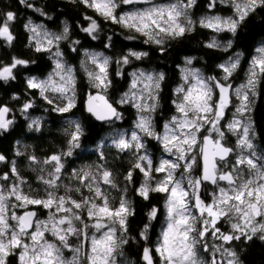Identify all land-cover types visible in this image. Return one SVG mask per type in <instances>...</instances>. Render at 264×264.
I'll use <instances>...</instances> for the list:
<instances>
[{"label": "snow or ice", "instance_id": "obj_1", "mask_svg": "<svg viewBox=\"0 0 264 264\" xmlns=\"http://www.w3.org/2000/svg\"><path fill=\"white\" fill-rule=\"evenodd\" d=\"M19 2L46 15L29 0ZM71 2H78L95 13L83 17L87 25L81 28L93 40L98 38L102 31L101 21H104L132 33L125 39H139L145 45L156 46L161 53L167 52L170 42L184 38L197 27L235 36L249 17L264 11V0H208V9H215L218 4L226 5L231 14H205L194 20L191 10L197 0ZM15 20L16 13L12 11L0 14V43L9 47L16 39L12 31ZM31 31L36 33L37 30L31 28ZM69 32L65 22L60 34L44 33L47 46L38 43L35 51L50 53L54 45L59 49L58 42L67 39ZM106 40L104 47L111 48V36ZM79 43L78 40L73 42L74 45ZM204 46L227 51L233 47V40L221 42L213 36ZM53 55L56 71L47 79L28 77L27 86L38 89L52 111L70 113L77 106L75 76L61 60V51ZM86 56L98 69H84L93 89L86 94V111L97 121L111 124L123 118L118 111L119 105L132 103L138 110L135 128L139 133L133 131L130 138L121 134L114 141L120 151H131L135 157L124 179L131 183L134 173L139 172L143 179L136 191L141 198L148 200L154 193L165 196L164 224L155 245L150 247L145 243L142 248V264H156L157 258L159 264H242L232 242L252 241L254 237L264 241V151H257L250 115L258 88L264 83V42L255 49L247 65L246 78L237 87H233L232 79L242 68L240 53L217 66L223 72L219 79L204 76L200 69L191 67L196 58L185 57L182 69L185 83L175 89L176 99L172 101L179 115L172 116L163 125L162 134L156 131L152 113L159 107L164 74L146 73L141 69L133 71L131 89H136L140 83L143 88L139 93H125L117 101L108 94L113 86L109 71L112 58L104 52H86ZM148 56V51L128 48L115 60L114 74L123 77L125 66ZM30 63L34 61L16 56L7 63L0 60V82L16 80V70L27 68ZM50 92L58 93L61 102L55 103L48 95ZM233 98L238 102L233 104ZM34 107L35 101L26 100L20 112L27 114ZM231 107L235 111L232 118L226 120ZM10 117L12 109L0 104V132L14 124V118ZM68 123L66 148L42 160L35 154L29 156L32 164L50 166L47 175L43 174L45 168L40 167L41 174L37 177L44 186L43 195L30 185L25 191L23 186L27 181L19 175L14 164L10 170L12 176L0 175V181L7 182L0 184V264H10V257L15 258L16 264H134L124 252V246L129 244L128 220L135 215L132 202L126 197L127 185L120 189L113 173L102 165L97 166L95 173L83 168L73 170L72 175L79 182L75 189L62 183L65 160L81 147L84 135L78 120ZM39 125L40 120L33 119L30 127L38 130ZM228 133L236 137L234 145L228 144ZM146 137L158 141L163 152L168 154L167 158L162 156L154 164L147 150ZM3 161L6 157L0 154V162ZM156 174L161 175L157 178ZM61 187L65 189L64 195L58 194ZM85 188L90 195L82 194ZM109 189L120 191L119 198H110ZM73 191L81 193L80 197L74 198L70 194ZM40 209L47 210L46 218H40ZM158 212L153 206L148 213L149 223L139 233L144 242L150 238L151 221L157 218ZM221 222L228 225L227 230L218 226ZM73 237L78 244L70 243ZM209 238L220 243L210 246ZM66 251L71 253L70 258L65 255Z\"/></svg>", "mask_w": 264, "mask_h": 264}, {"label": "trees", "instance_id": "obj_2", "mask_svg": "<svg viewBox=\"0 0 264 264\" xmlns=\"http://www.w3.org/2000/svg\"><path fill=\"white\" fill-rule=\"evenodd\" d=\"M29 2L35 7L43 9L46 15L42 16L33 8L21 4L19 0H0V14L8 11L16 13V20L12 24V31L16 39L11 47L0 43V60L7 63L13 56H16L34 61L27 68L20 67L16 70V80L0 82V104L8 105L12 109L10 118H14V124L7 131L0 132V154L6 157V161L0 162V173L12 176L10 170L14 164L19 175L27 181V184L23 186L25 191H28L30 185L32 189L38 190L40 195H43L44 186L37 177L41 174L40 167L45 168L43 174L47 175L50 166L32 164L29 156L35 154L38 159L42 160L53 152L66 148L68 137L65 129L69 127L70 120H78L84 130L80 141L81 147L75 150L72 157L66 158L62 183L75 189L79 186V182L73 177V170L83 168L85 171L95 173L97 166L102 165L113 173V178L120 189L127 185L126 197L132 202L135 215L129 217L128 220L129 244L124 246V252L129 261L134 264H142L140 260L142 248L145 243L150 247L155 245L164 224L165 196L154 193L150 194L148 200L141 198L137 194L136 188L143 179L142 175L139 172L134 173L131 183L124 179L135 159L133 153L131 151L122 152L113 143H103L104 138L115 129L129 130L136 118V110L131 104L119 105L118 108L123 118L115 120L111 124L97 121L86 111L84 104L86 94L93 89L90 87V80L84 69L87 67L89 71H94V66L86 56V52L100 51L112 58L113 62L109 71L112 73L113 86L108 90V94L111 99L117 101L128 91L133 71L144 69L164 74L159 92V107L154 112L157 128L161 131L163 124L176 113L172 101L176 99L175 89L183 81L182 67L185 64V57H195L196 59L193 60L195 67L207 76L220 78L223 72L217 66L236 53H240L242 68L237 71L232 83L245 80L248 62L255 54V49L264 42V11H258V14L249 17L235 36L227 32L214 33L210 29L197 27L196 31L184 38L170 42L167 52L161 53L156 46L145 45L139 39H125L132 33L121 29L118 25L104 21H101L102 31L98 38L93 40L87 33L81 31V28L87 25V21L83 17L85 15L94 16L95 13L78 2L75 4L71 0H31ZM207 4L208 0H197V5L191 10L194 20H198L205 14H231L230 8L226 5L218 4L215 9L210 10ZM65 22L69 25L70 32L67 39L60 41V47L66 61L75 69L77 106L72 112L61 114L51 110L52 106L40 97L38 89H30L27 86L28 77L45 78L54 68V61L49 52L35 51L36 46L32 42L29 25L42 23L58 35L63 31ZM109 36L112 38L113 46L106 49L104 45ZM213 36L220 38L223 42L232 39L233 47L227 51L206 48L204 45ZM77 40L80 43L74 45L73 42ZM74 47L76 50H73ZM128 48L148 51L149 56L144 60L133 61L131 65L125 66L123 77L115 75V60L123 55ZM14 96L19 99H14ZM26 100L35 101V107L30 109L27 114L22 115L20 109ZM251 115L254 124L255 144L259 151H264V83L258 88V95L255 98ZM33 119L40 120L38 130L35 126L30 127ZM146 144L157 159L161 149L159 144L151 137L146 138ZM18 152L22 154L18 155ZM102 187L105 186L102 185ZM209 190L211 189L209 188ZM108 191L110 198L117 197L118 199L121 195L120 191L116 189ZM58 194L64 195L65 189L61 187ZM70 194L74 198H79L81 195L75 191ZM82 194L90 195L86 188L82 189ZM201 194L206 198L203 191ZM153 206L158 208L159 212L157 218L151 221L150 238L144 242L139 233L144 225L149 223L148 213ZM42 214L44 211L38 210V215ZM218 226L227 230L223 222ZM70 243L78 244L79 241L74 239ZM231 246L239 254L242 264H264V241L254 237L252 241L243 239L234 241ZM10 264H16L14 257H10ZM156 264H159L158 258Z\"/></svg>", "mask_w": 264, "mask_h": 264}, {"label": "rangeland", "instance_id": "obj_3", "mask_svg": "<svg viewBox=\"0 0 264 264\" xmlns=\"http://www.w3.org/2000/svg\"><path fill=\"white\" fill-rule=\"evenodd\" d=\"M157 2H167V0H157ZM126 9L127 8H129L130 6H124ZM212 14H219V13H212ZM209 15H211V14H209ZM219 15H221V14H219ZM222 16H227V15H222ZM31 28H36V33H34V32H32L31 31ZM29 30H30V33H31V39H32V42H33V44L35 45V46H37V44L38 43H42L44 46H47L46 45V39H45V37H44V33H53L52 31H50L48 28H46L45 27V25L44 24H42V23H31L30 25H29ZM217 40H219V41H221V42H223L220 38H217ZM224 42H226V41H224ZM59 43V49H57L56 47H55V45L52 47V49H51V52H50V54H51V56H52V58H53V61H54V68H53V70H52V72L50 73V74H52V73H54L55 71H56V69H55V57H54V52L55 51H57V50H59V51H61L62 53H63V51H62V49H61V47H60V41L58 42ZM262 44V43H261ZM261 44L259 45V46H261ZM258 46V47H259ZM88 52H100V51H95V50H91V51H88ZM231 57H234V55L233 56H231ZM231 57H229L227 60H225L224 62H222V63H225V62H227ZM61 60L66 64V66H68V67H70L72 70H73V75L75 76V80H76V73H75V69H74V67L71 65V64H69L67 61H66V59L64 58V54L62 55V57H61ZM89 61H90V59H89ZM91 62V61H90ZM185 67V64L183 65V67H182V69ZM191 67L192 68H195V69H198L197 67H195L194 65H193V63H192V65H191ZM95 70H98V69H96L95 67H94V71ZM141 70H144V69H141ZM146 73H156V72H150V71H146V70H144ZM202 74L204 75V76H206L207 77V75H205L203 72H202ZM182 75H184L183 74V72H182ZM49 76V75H48ZM48 76L47 77H45V78H39V79H47L48 78ZM222 76H223V74H222ZM56 79H58V77H55ZM219 79V78H218ZM132 80H133V77H132ZM244 82V80L243 81H239V82H236V83H233V87H237L239 84H241V83H243ZM185 82H184V80L182 81V83L181 84H184ZM131 84H132V82H131ZM180 84V85H181ZM179 85V86H180ZM143 88V83H140V84H138L137 85V88L136 89H131V85H130V87H129V89H128V91L126 92V93H129L130 91H136L137 93H139L140 92V90ZM48 95L54 100V102L55 103H60L61 101H60V99H59V94L58 93H48ZM238 101H236L235 100V98H233V104H235V103H237ZM128 104H131L132 106H133V104L132 103H128ZM134 107V106H133ZM135 108V107H134ZM135 110H136V118L134 119V122H133V126L129 129V130H125V129H115L113 132H111L110 134H108L105 138H104V140H103V143L104 142H109V143H113V144H115L114 143V141L116 140V139H118L119 138V136L121 135V134H123L124 136H125V138H130V136H131V133L133 132V131H137L138 133H139V130L138 129H136L135 128V124H136V122H137V120H138V118H139V115H138V110L135 108ZM235 111V109H234V107H231L230 108V110L228 111V113H227V115H226V120H230L231 118H232V112H234ZM175 115H179L177 112L173 115V116H175ZM250 115H251V113H250ZM252 116V115H251ZM152 117H153V120H154V122H155V118H154V113H152ZM170 120V119H169ZM169 120H167L165 123H168L169 122ZM164 123V124H165ZM155 124H156V131L157 132H159V133H163L164 132V128H163V126H162V129H161V131H159L158 130V126H157V123L155 122ZM163 124V125H164ZM141 135H143L142 133H140ZM147 138V137H146ZM146 138H145V143H146ZM235 140H236V137L234 136V135H232L231 133H228V135H227V142H228V144L229 145H234L235 144ZM156 141V140H155ZM158 144H159V147L161 148L160 149V152H159V154H158V156H157V159H155V156L153 155V152H152V150L150 149V147H148L147 146V150H148V152H149V154L152 156V158H153V161H154V164L156 163V162H158V160L163 156L164 158H167V156H168V154L167 153H165V152H163V149H162V145L158 142V141H156ZM254 143H255V141H254ZM257 151H259L258 150V148H257ZM4 174V173H3ZM2 173H0V175H3ZM194 174H196L195 172H194ZM161 174H156V177L157 178H159V176H160ZM3 183H7V182H5V181H0V184H3ZM164 206H165V202H164ZM22 211V210H21ZM44 211V214H42V215H39L40 216V218H46V212H47V210H43ZM226 227H227V229H228V225L227 224H224ZM223 230V229H222ZM89 231H91V229L89 230ZM75 238L73 237L72 238V240H74ZM71 240V241H72ZM70 241V242H71ZM208 243H209V245L211 246V245H214V244H219L220 242L219 241H216V240H213V239H211V238H209L208 239ZM65 255L67 256V257H71V253L70 252H68V251H66L65 252Z\"/></svg>", "mask_w": 264, "mask_h": 264}, {"label": "water", "instance_id": "obj_4", "mask_svg": "<svg viewBox=\"0 0 264 264\" xmlns=\"http://www.w3.org/2000/svg\"><path fill=\"white\" fill-rule=\"evenodd\" d=\"M29 1H31V0H29ZM233 84V83H232ZM118 111H119V108H118ZM99 122H102V121H99Z\"/></svg>", "mask_w": 264, "mask_h": 264}]
</instances>
